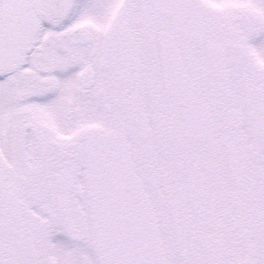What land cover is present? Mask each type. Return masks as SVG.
I'll use <instances>...</instances> for the list:
<instances>
[{"label": "snow or ice", "instance_id": "6c2138e0", "mask_svg": "<svg viewBox=\"0 0 264 264\" xmlns=\"http://www.w3.org/2000/svg\"><path fill=\"white\" fill-rule=\"evenodd\" d=\"M0 264H264V0H0Z\"/></svg>", "mask_w": 264, "mask_h": 264}]
</instances>
